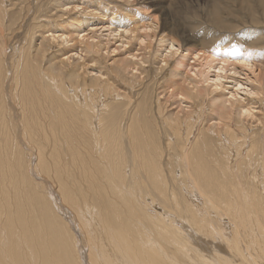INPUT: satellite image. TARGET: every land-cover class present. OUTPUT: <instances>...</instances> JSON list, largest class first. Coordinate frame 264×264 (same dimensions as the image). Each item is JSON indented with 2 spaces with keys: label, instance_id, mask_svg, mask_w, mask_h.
Instances as JSON below:
<instances>
[{
  "label": "bare ground",
  "instance_id": "6f19581e",
  "mask_svg": "<svg viewBox=\"0 0 264 264\" xmlns=\"http://www.w3.org/2000/svg\"><path fill=\"white\" fill-rule=\"evenodd\" d=\"M7 1L0 0V264H264V116L252 130L251 107L220 95L204 107L203 90L179 86L172 94L192 109L165 117L158 108L152 131L141 103L131 106L139 76L118 93L64 61L41 67L46 46L33 53L10 42L6 31L22 10L9 13ZM16 1L28 5L26 26L37 20V0ZM202 48L192 54L214 58ZM129 65L115 73L136 67ZM153 193L166 210L154 209Z\"/></svg>",
  "mask_w": 264,
  "mask_h": 264
},
{
  "label": "rangeland",
  "instance_id": "374dc122",
  "mask_svg": "<svg viewBox=\"0 0 264 264\" xmlns=\"http://www.w3.org/2000/svg\"><path fill=\"white\" fill-rule=\"evenodd\" d=\"M17 7L28 12L27 4L7 1L9 13ZM22 11H19L20 18L6 32H13L11 43L24 42L33 53L40 46H46L41 67L46 68L51 64L62 66L61 61H64L67 63L65 67L69 64L66 68L75 66L76 72L88 82L90 78L101 77L118 93L127 92L134 75L139 76L141 85L135 84L129 90L132 93L131 106L136 102L141 103V109L153 122L152 131L156 128L155 124H160L162 120L158 108L163 110L165 117L182 115L185 110L192 109L191 100L172 94L179 86L190 93L196 88L203 90L206 95L204 107L210 105L214 95H220L222 101L230 98L237 107L244 103L253 109L252 119L250 116L246 118L249 120H246L247 124L253 125L252 130L261 126L256 120L264 116V0H37V20L26 23L27 26ZM40 15L45 16L39 20L37 17ZM23 24L26 27H19ZM162 25L164 31L161 30ZM116 27H126L129 31L120 36L117 32L120 29ZM24 29H28L27 35ZM131 29L133 32L129 33ZM66 32V38V35L60 36ZM168 36L174 39L175 48L178 47L176 53L174 48L170 49ZM200 46H203L202 51L209 56L214 55V58L207 61L202 57L201 60L197 59L192 52L194 48L200 49ZM224 56H229L225 63L226 71L218 72ZM241 58L247 59L248 63L239 62ZM163 59L168 63L165 64ZM179 59L183 60V65L178 64L179 68L173 70L171 64ZM122 63L136 67L128 68L124 75L119 76L115 70ZM163 73L166 75L163 76ZM152 77L156 79H150ZM167 79L172 81V86L162 91L163 86L160 85ZM207 121L206 124L209 123ZM41 141L50 142V135L46 140L41 138ZM160 145L158 147L163 151ZM88 148L94 154L90 144ZM37 173L40 177L46 175L41 170H37ZM153 194L152 200L156 203L152 202L154 209L159 212L166 210L158 202L161 197ZM186 198L191 200L189 196ZM49 205L52 207L51 203ZM173 208L169 210L175 213ZM63 213L68 216L66 211ZM222 214H219L221 219L218 218L225 227L227 215ZM187 225L190 226L186 223V230L193 232V228L190 226L188 230Z\"/></svg>",
  "mask_w": 264,
  "mask_h": 264
}]
</instances>
